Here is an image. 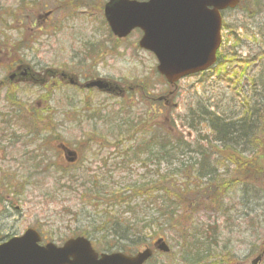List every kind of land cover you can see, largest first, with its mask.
I'll use <instances>...</instances> for the list:
<instances>
[{"label":"rangeland","instance_id":"obj_1","mask_svg":"<svg viewBox=\"0 0 264 264\" xmlns=\"http://www.w3.org/2000/svg\"><path fill=\"white\" fill-rule=\"evenodd\" d=\"M24 1L25 3L22 5V3H18V0H0V9L3 13L13 14V10L17 17H21L22 32L40 29L43 34L33 40V59L28 64H20L18 61L15 62L0 55V82L6 83H0V113H2L0 121H10L8 118L13 117V112L19 113L20 109L24 116L22 118H28L31 121L26 126L25 122H21L17 128L10 127L7 130H4L7 124L0 122V128L4 131L0 134V201L8 199L7 202L0 203V235L2 236L10 233L19 235L24 230L33 228L46 241L61 245L67 239L74 238L71 236V231L76 227H74L75 221H80L83 216H77L74 221L72 216H63L62 209L77 210L79 203L76 202L73 195L60 197L58 194H51L57 187L53 180L55 173L51 170L44 172L40 168L37 169L32 160H27L28 157L22 155L23 151L30 152L36 149L35 155L46 156L47 161L54 162L55 166L69 165L65 162L64 154L55 150V147L60 144H64L69 150H77L80 157H86L89 153L92 159H88L84 163L79 159L73 169L78 170L81 167H87L93 171L113 173H109L111 175L105 177L106 181L102 184V191L104 192L100 198L103 200H105L104 193L109 190L106 186L111 184L115 186L113 189H127L130 186V180H137L136 178L142 173L138 164L131 167L127 165L123 170L118 168L120 165L118 156L126 150L127 145L120 148V146L111 144L106 156L99 157L98 160L95 159L94 150H90L83 140L84 135L89 136L88 138L94 135L93 127H91L93 123L84 121L83 117H95L96 122H98L99 114H103L100 111L102 108L114 106L118 110L123 104L128 110L130 104L126 99L131 98L133 107L131 112L134 113L131 116L134 119L143 113L147 115L157 113L158 116L153 123L155 129L159 131L172 127L183 136V141L186 142L189 149L178 148L173 151L174 162L187 163L192 161L198 164L200 157L191 151L203 150L206 145L202 139L210 137L211 134L208 129L204 128L196 129L194 132L189 131L186 127L189 121L183 125L184 112L186 120L189 118L187 108L192 107L193 102L197 100L204 110H208L210 113H218L220 109L226 114L237 112L239 102L243 103L244 98L249 97V90L247 89L244 97H241L242 94L239 95L241 82L234 79L235 74L240 77V81L244 82L245 87L248 83L251 86L253 79L254 85L251 93L253 90L255 92L264 90V87L260 88L259 77L255 74L258 72L261 75V68L264 66L260 65L254 71L253 64H246L242 60L248 53L249 58L260 53L262 51L261 46H264V15L256 16V18L246 17L251 11L264 14V0H242V7L238 13L223 21V45L221 47L223 65L220 68L221 73L217 74L223 76L221 80L213 77V79L208 80V83L201 85L195 77L185 79L175 87L165 85L164 81L156 74V62L153 57L138 49L137 34L132 37L129 36L125 41L115 42L112 40V36L108 33L102 20V9L107 0H61L64 6L67 5L72 8L64 12L53 9L54 0ZM43 3L47 5L46 9H43ZM47 12L50 13L49 16ZM254 15L256 14L253 13ZM52 21L57 23L59 28L61 27V33L55 40L53 37H46L44 34L51 36V32H45L42 27L43 25H50ZM238 24L245 30L236 31L235 26ZM9 30L7 28V31ZM7 35L11 40L17 38L16 32ZM98 52L101 54L97 55ZM22 54L25 56L26 52H22ZM29 59L30 56L26 58V60ZM34 60H40L41 66L46 67L45 71H40L32 66L29 67L30 63L35 64L33 63ZM24 69H30L29 73L34 72L35 77L40 79L39 82L34 83L30 76L20 77L19 75L14 81L9 79V75L20 74ZM50 69L67 72L70 76L75 75L74 77L82 85L95 79H105L117 85L122 90V95L110 94V97L97 91L88 93L86 90L73 89L68 80L48 78L46 72ZM262 77H264V73H262ZM128 89L132 90L131 94ZM168 94L173 95L168 97ZM113 97H119L121 101L113 99ZM163 97H166L165 101ZM262 97L263 95L259 98ZM259 100L260 106L262 103ZM73 102L76 103L75 108H69L68 103ZM118 104L121 105L118 106ZM47 108L52 110L51 125L48 123V126L56 128L54 134L60 138L57 141L51 140L49 137L42 139L40 137L47 133L40 126V122L43 124L41 121L43 111ZM86 108L96 110V113L86 112ZM79 109L80 111H78ZM111 109L116 111V109ZM128 111L130 112V110ZM5 113L10 114V116L1 118ZM10 123L12 124L11 121ZM31 123H34L37 128L30 127L29 124ZM11 130H15L16 133L9 137L8 134ZM97 140L101 141L98 137ZM243 151L245 157L255 158V153ZM228 157V155H223L222 158H218L220 162L225 163V168H227L226 159ZM261 162H264L262 158L255 160V166H260ZM129 169L130 179H127L129 176L123 175ZM229 170L232 171L231 168ZM263 172L264 170L262 171V178L264 177ZM219 173L221 174L222 171ZM206 179L199 183H204ZM233 179L239 181L242 180V177L233 176ZM25 180H28L26 182L29 185H25ZM36 184L37 187L34 188L33 186ZM177 184L181 190L189 189L186 183L182 181H178ZM42 186V190H38ZM253 186L257 188L256 192L260 194L257 198L250 199L251 205L248 208L246 204L241 205L242 201H239L235 194L231 195L229 210L222 218L220 217L221 213L201 211L189 219V222L198 225L200 230L198 229L197 232L203 230L206 225L216 223V226L219 227L217 237L219 242H222L219 243V247L223 248L227 242L225 253L231 252L232 254L224 264H250L260 252H264V189L258 184H253ZM238 188L242 190L243 187L238 186ZM12 189L13 196L7 195ZM45 191L54 196L57 204L50 203L51 199L44 197ZM203 202L208 203L210 201L203 200ZM243 202L245 203V201ZM87 210L90 209L87 208ZM152 215H158L154 207L151 208V211L149 210L145 217L148 218ZM158 220V224L163 223L159 216ZM84 224L85 222L80 225L85 226ZM91 228L81 227L85 232H91ZM94 233L97 235L94 237L97 251L114 244L111 238H99L100 232ZM165 235V243H167L172 254L170 256L158 254L153 249L155 254L148 264H175L179 261L178 248L173 241V233L168 229ZM145 240L147 241V239ZM155 241L156 238L150 241L148 247L154 246ZM145 248L146 245L140 247L137 252ZM259 264H264V255Z\"/></svg>","mask_w":264,"mask_h":264},{"label":"trees","instance_id":"obj_2","mask_svg":"<svg viewBox=\"0 0 264 264\" xmlns=\"http://www.w3.org/2000/svg\"><path fill=\"white\" fill-rule=\"evenodd\" d=\"M18 3L23 5L25 1L18 0ZM59 3L61 0H54L53 6ZM43 5L46 4L43 3ZM64 9L69 11L72 8L66 5ZM12 12L13 14L8 15L0 9V55L15 62L18 61L20 64L29 63L33 59L34 46L32 47V42L41 37V33L37 32V36L30 40L33 34L29 30L21 31L22 19L16 16L15 11L12 10ZM253 13L257 17L264 15ZM7 28L10 30L7 31ZM241 28L245 30L241 25L235 27V30ZM56 29V32L47 28L43 30L45 32L53 31V36L56 37L61 27ZM11 32H16V39L11 40L8 37L7 34ZM24 34L25 36H23ZM261 50L260 53L248 60L249 64L254 65V71L258 66H264V46H261ZM22 52H26V55L23 56ZM98 54L100 55L101 52ZM29 56L30 59L26 60ZM258 77L261 83L260 88H263L264 77L262 75ZM252 81L253 79L251 86L254 85ZM248 94L249 97L244 98V103L247 105L243 113L240 108L237 112H228L227 114L221 109L219 114L210 113L208 110L205 111L199 102L193 104L194 108H187L189 123L186 127L189 131L194 132L201 128L208 129L210 134L218 140L215 141L222 144L220 147H216L214 144L208 143L207 139L211 137L202 139L206 145L203 150L191 151L200 157L198 164L192 161L187 163L174 162L173 151L178 148L189 149V146L183 141V136L178 134L174 128L159 131L155 129L153 123L157 115L143 113L134 119L131 116L134 115L131 112L133 109L131 102L130 112L128 111L129 108L127 110L124 105L116 111L108 109L104 113L102 108L100 111L103 114H99L98 123H94L93 126L96 127L94 128V135L91 138L86 135L83 136V140L88 143L89 149L94 150L93 156L97 160L99 157L106 156L111 144L120 146V148L127 145L126 150L118 156L120 160L118 168L123 170L127 165L131 167L138 164L142 170V173L136 178L137 180H130L131 183L127 189H113L115 186L111 184L106 186L109 188L103 195L106 202L100 198L104 192L102 191V184L106 181L105 177L113 174L112 172L93 171L87 167L75 170L73 169L74 164L55 166L54 162L47 161L46 156L35 155L36 149L30 152L23 151L22 155L27 156V160H32L37 169L40 168L44 172L51 170L55 173L53 180L57 187L51 194H58L60 197L73 195L76 202L79 203L77 210H68V208L61 211L63 216H72L73 221L77 216L83 215L80 221H75L74 227H76L71 231L72 237H86L95 246L94 237L97 235H94V232L98 231L100 232L99 238L109 237L114 241L113 245L103 248L104 251L116 250L131 255L144 245L148 247L150 241L155 238H166L165 234L169 229L173 233V241L178 248L179 261L175 264H224L232 255L229 252L225 253L227 242L223 248L219 247V243L222 242H219L217 237L219 227L216 226V223L206 225L203 230L197 232L198 225L189 222V219L201 211L221 213L220 217L222 218L229 210L231 195L235 194V197L242 201L241 205L246 204L248 208L251 205L250 199H255L260 194L256 192L257 188L253 184H258L264 189V177H261L264 162H261L260 166H255V160L259 158L264 160V106L262 107L264 90L260 92L253 90L252 93L250 90ZM262 95L263 97L260 99L259 97ZM258 100L262 105L259 106ZM240 104L241 102L238 106ZM90 111L96 113V110L86 108V112ZM43 112V119L41 120L43 124L40 122V126L47 133L42 134L41 139L49 137L59 140V136L56 137L54 134L56 130L48 126V123L51 125L52 110L47 108ZM9 116L10 114L5 113L1 118H8ZM12 116L8 118L12 124L10 121H0L2 124H7V128L5 127L4 130L10 127L17 128L21 122H25V126L31 122L28 118H22L24 116L21 114V109L19 113L13 112ZM29 125L34 129L37 128L34 123ZM3 132L0 128V134ZM15 133V130H11L8 135L10 137ZM97 137L101 139L100 142ZM239 148L249 151L248 153H255V158L245 157L243 154L245 152ZM223 155L229 156L226 159L227 168L224 167L225 163L218 160ZM91 157L88 153V156L81 157L83 160L80 161L84 163V161L92 159ZM220 171H222L221 174ZM123 176H129L127 179H130V169ZM233 176L242 177V180H234ZM203 179H206L205 182L199 183ZM178 181L186 183L189 189L181 190L177 184ZM25 185L29 184L26 182ZM238 186H242V190H239ZM33 187L36 188L37 184ZM42 188L43 186L38 190H42ZM12 191L13 189L7 195L13 196ZM51 194L47 191L43 193L46 199H51L50 203L57 204ZM7 200L5 199L6 202ZM203 200L210 202L205 203ZM3 201L4 199L0 203ZM86 207L90 210H87ZM152 207L156 209L158 215L146 218L145 215L148 214L149 210L151 211ZM158 216L163 220L162 224H158ZM84 222L86 227H92L91 232H85L81 229V227H85L80 225ZM171 254L172 252L168 256Z\"/></svg>","mask_w":264,"mask_h":264},{"label":"water","instance_id":"obj_3","mask_svg":"<svg viewBox=\"0 0 264 264\" xmlns=\"http://www.w3.org/2000/svg\"><path fill=\"white\" fill-rule=\"evenodd\" d=\"M237 1L110 0L105 5L104 17L118 38L140 29L143 36L139 47L155 56L157 72L171 84L214 63L221 43L220 11L234 7ZM86 87L109 91L108 84L102 81ZM39 242L40 236L29 229L23 236L0 244V264H143L151 256L146 249L130 258L121 254H102L98 258L89 241L82 237L70 239L61 247L52 243L41 246ZM154 247L161 253L169 252L162 239Z\"/></svg>","mask_w":264,"mask_h":264},{"label":"flooded vegetation","instance_id":"obj_4","mask_svg":"<svg viewBox=\"0 0 264 264\" xmlns=\"http://www.w3.org/2000/svg\"><path fill=\"white\" fill-rule=\"evenodd\" d=\"M136 1H139V2H145V1H148V0H136ZM47 8V5H45L44 7H43V9H46ZM53 9H56L57 11H62V12H64L65 11V9H64V5H63V1H61V3H59L58 5H56V6H53ZM49 10V9H48ZM103 10V9H102ZM228 13H227V15L225 16V18H224V21L225 20H227L228 19V17L229 16H233L234 14H235V12H233V11H227ZM47 13H49V12H47ZM250 13V15L251 16H253L252 14H253V12H249ZM50 15V13L48 14V16ZM47 16V15H46ZM47 18V17H46ZM44 23V22H43ZM43 28H47V29H50V30H54V29H56L57 28V24L55 23V22H51L50 23V25H48V26H46V25H43L42 26ZM223 28H224V26H223ZM35 32H39L40 31V29L39 30H34ZM110 32V31H109ZM53 33V31H51V33L50 34H52ZM132 34H138L139 35V38H140V36H141V34H140V32H138V31H134V33L132 32ZM110 36H112V40H114L115 42L116 41H125L126 40V38L125 39H117L116 37H114L111 33H110ZM130 36V35H129ZM49 37H51V36H49ZM138 38V39H139ZM55 39V37H53V40ZM87 47V46H86ZM77 63H80L79 61H77ZM222 65H223V61H221V65H219V63L217 64V67L218 68H221L222 67ZM61 67V66H60ZM25 68V67H24ZM26 68H28V67H26ZM45 68L46 67H39V68H37V69H39L40 71H45ZM16 70V69H15ZM29 70L30 69H24V70H22L21 72H20V74H17V73H15V74H11V75H9L10 77H9V79L10 80H12V81H14V79H16L19 75H20V77H26V76H30V79L32 80V81H34V83H38L39 81L38 80H40V79H37V78H35L31 73H29ZM36 71H38V70H36ZM82 71H83V69H82ZM34 73V72H33ZM262 73H264V69L263 68H261V75H262ZM35 74V73H34ZM36 75V74H35ZM47 77L48 78H50V79H61L62 81H69V83H70V86H71V88H73V89H79V90H82V91H84V90H86L88 93L89 92H96V90L95 89H84V85L86 84H80L78 81L79 80H77V78H75L74 76L75 75H72V76H70L67 72H64V71H58V70H56V69H50V70H48L47 71ZM76 79V80H75ZM96 80V79H95ZM104 81H106V82H109L111 85L109 86V91L111 92V93H120V94H122V90L117 86V85H115V84H112L110 81H107V80H105V79H103ZM92 81H94V80H92ZM91 82V81H90ZM0 83H4V84H6L4 81H1ZM88 83V82H87ZM129 91H130V89H129ZM172 94H170V96H171ZM163 100L165 101L166 100V97H163ZM59 152H61L60 151V149L58 148L57 149ZM64 154V153H63ZM13 233H10V234H7L6 236H4V237H1L2 238V241H5V240H7V239H9L10 237H12L13 235H12ZM12 235V236H11ZM263 255H264V252L262 251V252H260L258 255H257V258H256V260H258L257 261V263L256 264H259V263H261V260H262V257H263Z\"/></svg>","mask_w":264,"mask_h":264},{"label":"bare ground","instance_id":"obj_5","mask_svg":"<svg viewBox=\"0 0 264 264\" xmlns=\"http://www.w3.org/2000/svg\"><path fill=\"white\" fill-rule=\"evenodd\" d=\"M82 104H83V103H82ZM246 105H247V104H245L244 102H243V103L241 102V104L238 106V107L240 108V111H241L242 113L245 111V107H246ZM75 106H76V103H75V102H73V103H68V107H69V108L74 109ZM210 137H211L210 139H207L208 143L214 144V146H216V147H220V146L222 145L221 143L217 142L218 140H217L213 135H211ZM212 138H213V139H212ZM215 140H217V141H215Z\"/></svg>","mask_w":264,"mask_h":264}]
</instances>
